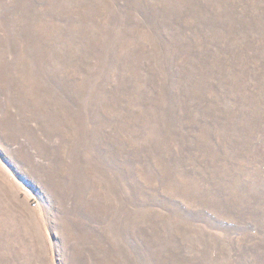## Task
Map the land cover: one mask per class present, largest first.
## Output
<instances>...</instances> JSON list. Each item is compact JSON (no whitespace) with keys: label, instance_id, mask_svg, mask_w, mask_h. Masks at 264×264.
I'll return each instance as SVG.
<instances>
[{"label":"rangeland","instance_id":"1","mask_svg":"<svg viewBox=\"0 0 264 264\" xmlns=\"http://www.w3.org/2000/svg\"><path fill=\"white\" fill-rule=\"evenodd\" d=\"M0 264H264V0H0Z\"/></svg>","mask_w":264,"mask_h":264}]
</instances>
